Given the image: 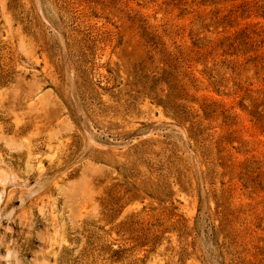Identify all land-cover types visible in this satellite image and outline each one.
<instances>
[{
  "label": "rangeland",
  "instance_id": "374dc122",
  "mask_svg": "<svg viewBox=\"0 0 264 264\" xmlns=\"http://www.w3.org/2000/svg\"><path fill=\"white\" fill-rule=\"evenodd\" d=\"M0 166V264H264V0H0Z\"/></svg>",
  "mask_w": 264,
  "mask_h": 264
},
{
  "label": "bare ground",
  "instance_id": "6f19581e",
  "mask_svg": "<svg viewBox=\"0 0 264 264\" xmlns=\"http://www.w3.org/2000/svg\"><path fill=\"white\" fill-rule=\"evenodd\" d=\"M21 127L22 126H17L16 131H20ZM17 186H20V184L17 181L16 175L12 171L8 170L7 168L0 166V221H1L2 217H3L2 211H3V208H4L3 205L5 204V199L6 198L8 199L9 191L11 189L17 187ZM21 186H22V184H21ZM23 186H24V184H23ZM0 225H1V223H0ZM12 250H13V248H12ZM12 250H11V248H8L6 250L8 255H6V256L2 255V256H5L6 260H9L10 258H12V256H11L12 255V253H11ZM2 256L0 255V257H2ZM9 264H12V263H9ZM43 264H48V263H43Z\"/></svg>",
  "mask_w": 264,
  "mask_h": 264
}]
</instances>
